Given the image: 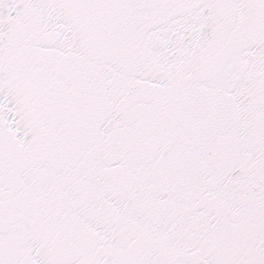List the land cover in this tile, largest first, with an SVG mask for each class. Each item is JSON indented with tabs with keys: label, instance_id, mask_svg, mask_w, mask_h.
I'll return each instance as SVG.
<instances>
[{
	"label": "snow or ice",
	"instance_id": "6c2138e0",
	"mask_svg": "<svg viewBox=\"0 0 264 264\" xmlns=\"http://www.w3.org/2000/svg\"><path fill=\"white\" fill-rule=\"evenodd\" d=\"M0 264H264V0H0Z\"/></svg>",
	"mask_w": 264,
	"mask_h": 264
}]
</instances>
